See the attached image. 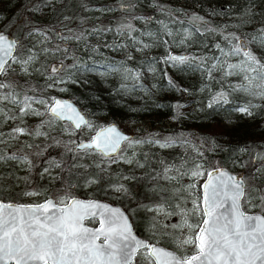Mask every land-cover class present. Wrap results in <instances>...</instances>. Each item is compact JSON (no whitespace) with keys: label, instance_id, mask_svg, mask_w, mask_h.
Masks as SVG:
<instances>
[{"label":"trees","instance_id":"trees-1","mask_svg":"<svg viewBox=\"0 0 264 264\" xmlns=\"http://www.w3.org/2000/svg\"><path fill=\"white\" fill-rule=\"evenodd\" d=\"M181 1L185 0H111L100 4L106 7V12L96 18L90 16L89 11L98 5H91L90 0H39L37 3L35 0H0V20H7L1 30L17 40L16 54L21 48L23 52L28 51L33 34L44 37L42 45L36 47V59H41V65L49 69L48 72L53 65L58 66L63 61L65 70L59 74L63 80L79 83L86 79L83 88L71 90L70 95L80 108L89 109L91 114L116 110L131 111L133 115H172L175 125L168 137L175 141L167 151L183 154V160L190 155L189 149L182 153L177 146L185 145L180 138L181 123L184 122L181 119L193 111L194 103L199 100L202 104L200 117L205 122L202 121L200 130L209 140V145L201 150L207 168L223 165L237 172L239 165L235 163L250 158L241 174L245 178L255 174L258 183L262 184L264 175L255 171L262 162L254 161L253 157L264 154V140H256L247 132L227 131L216 116L235 115L239 104H251L252 117L259 123L252 130H264V99L240 90L239 86L247 83L243 73L236 70L226 75L228 64H240L244 60L242 53L228 55L238 43L233 36L242 37L247 49L264 62V46L259 39L260 30L264 29V0H187L196 5L188 9L176 7ZM112 3H118V6L113 7ZM111 8L113 11H108ZM231 14L239 17L236 22L242 27L241 31L224 20ZM254 36L257 39L252 40ZM125 46L132 49L129 50L131 54ZM171 52L182 53L189 59L182 64L175 63L168 59ZM162 59L170 63V69L165 68ZM71 65L76 67H67ZM38 75L19 80L8 74L4 82L16 85L20 99L25 93L37 98L43 96L42 87L36 86ZM8 91L2 90L4 94ZM222 92L228 103L222 100L213 103L214 97ZM45 99L51 100L48 95ZM110 120L116 121L113 114ZM43 126L47 127L45 123ZM74 140L81 139L77 135ZM60 157L59 183L72 196L87 180L97 183L117 181L94 162L79 166L77 156L74 158L67 149ZM157 177L158 167L145 163L138 184L147 187L146 184ZM100 192L94 191L93 197L99 198ZM14 195L16 192L12 190L7 196L2 194L0 199L14 201ZM136 199L137 196L133 200Z\"/></svg>","mask_w":264,"mask_h":264},{"label":"snow or ice","instance_id":"snow-or-ice-1","mask_svg":"<svg viewBox=\"0 0 264 264\" xmlns=\"http://www.w3.org/2000/svg\"><path fill=\"white\" fill-rule=\"evenodd\" d=\"M260 32V43L264 46V29ZM232 39L239 43L233 46L228 55L242 53L244 60L240 64H228L226 75H231L236 70L243 73V79L247 83L240 85V90L264 99V62L247 49L240 37L233 36ZM251 39L255 40L257 37ZM16 47L15 40L0 34V76L14 71L10 61L19 64L25 74L29 73L28 65L35 61L36 56L28 55L26 59H18L13 56ZM64 51L67 52V49ZM168 59L182 64L189 58L169 56ZM64 70L63 61L58 66L53 65L50 68L51 75L47 76L51 81L47 87L63 83L59 74ZM37 71L48 72L49 69L41 66ZM15 88L13 83L0 80V90H9L0 95V101H10L18 106L21 117L28 114L45 115L32 108V104L37 103L46 107L52 121H70L76 130L82 127L89 131L93 129L94 126L67 101L56 98L37 99L26 93L20 99V93ZM221 100L228 103L223 92L214 97L213 103ZM211 106L210 104L209 107ZM251 107L253 105L248 104L239 108V111L252 115ZM14 133L43 135L39 129L33 133L19 127L14 129ZM69 134L74 135V132ZM124 142L129 147L144 143L168 147L174 143L171 140L163 143L156 140H132L121 134L115 126H109L100 127L87 142L72 141L74 148L67 145L65 147L74 154V158L81 152L95 153L116 162L119 152L123 151L121 146ZM56 143L59 144V141ZM198 154L203 156V152ZM9 158L16 159L15 156ZM23 159L27 162L26 157ZM257 159L262 163L255 171L264 175V154L253 157L254 161ZM126 162L132 163L131 160ZM55 166L60 165L56 163ZM170 170L166 168L165 174ZM44 172H48V169H44ZM190 175L203 180V183L198 189L196 184L188 186V194L193 197L191 208L182 209V223L173 227L188 229L186 238L178 240L177 246H191V254L177 256L163 248L137 240L128 218L119 209L95 201L79 200L65 190L63 194L53 198L46 197L41 203L23 205L0 202V264H132L133 257L140 249L147 250L149 264H264V183L249 187L244 176L231 175L217 165L205 168L202 163H196ZM116 191L126 192L127 189L120 186ZM24 195L35 196L38 193L25 192ZM254 208L258 209L259 214L251 213ZM97 217L100 225L98 228L85 226L86 219Z\"/></svg>","mask_w":264,"mask_h":264},{"label":"rangeland","instance_id":"rangeland-1","mask_svg":"<svg viewBox=\"0 0 264 264\" xmlns=\"http://www.w3.org/2000/svg\"><path fill=\"white\" fill-rule=\"evenodd\" d=\"M38 1L35 0L36 3ZM47 1L54 2L57 0ZM110 1L90 0L91 5L95 6V3H97L98 6L89 11V15L99 18L106 12L104 11L106 7H101L100 4ZM111 6H118V3H112ZM176 7L188 9L196 7V5H192L185 0L184 2L177 3ZM108 11H113V8ZM238 18L237 15L231 14L227 19L224 18V20L227 21V25H232L241 31L242 27L236 22ZM129 19L132 20L131 18ZM6 21V18L0 20V30L6 25ZM228 21H231V24H228ZM37 40L40 42L37 43ZM44 41V37L33 34L29 39L31 45L28 51L23 52L21 48L18 54L14 53L13 56L18 59H26L28 55H36V47L41 46ZM125 48L127 53L131 54L129 50L132 49L128 46H125ZM9 63L14 71H9L7 75L11 74L14 79L19 80L31 78L32 74L37 76L39 74L37 69L42 66L41 59H35V61L28 65L29 73L25 74L19 64L12 63L11 61ZM164 66L167 70L170 69V63L166 60H164ZM7 75L1 76L0 80L4 82V78ZM48 75H51V73L42 71L38 75L36 86L42 87L43 96L37 97V99H45V96L48 95L50 98L67 96L74 100V96L70 95V91L83 88V84H86V79L80 80L79 83L66 79L63 83L47 87L51 83L47 79ZM4 93L0 90V95H4ZM78 105L80 106V104ZM243 106H245L244 103L238 105L235 115L220 114L216 116L220 125L227 131L234 133L247 132L248 135L252 134L256 140H264V130H252L259 123H257L252 115L239 111V108ZM32 108L39 112H44L45 115L28 114L21 117L19 107L10 101H0V157H2L0 158V196L2 194L7 196L13 190L16 192L13 199L16 202L36 203L43 201L46 197H55L63 194L65 189L59 183L60 177L58 175V171L62 166L61 152L66 149V145L75 147L71 143L72 141H76L74 140L75 136L78 135L81 140L89 139L96 129L108 122H112L110 120L112 114L116 119L114 122L118 123L122 129L133 134L130 137L132 140H156L161 143L169 140L175 141V138L168 137V133L172 131L175 125V118L172 115H133L131 111L115 112L116 110L91 114L89 109L81 108L87 114L88 121L94 126L89 131L86 127L76 130L67 121H52L50 115L47 114L45 106L33 103ZM188 114L184 116L183 120L181 119L184 122L181 123L183 131L180 138L182 139V144L185 145L181 147V144H177V146L182 150V153L189 149L190 158L183 160L181 158L183 154L177 155L176 152L169 153L167 150L174 146L173 144H170L168 147H160L159 144L155 143H144L129 147L127 142H124L122 145L123 151L119 152L116 162H111L110 158H103L99 154H85L81 152L77 156L79 166L94 162L111 177L117 178V181L110 183L102 181L89 183L92 180H87L80 184L78 190L74 191V195L83 198H91L94 191H101L99 199L123 207L134 231L138 235L148 239L149 242L167 246L175 250L180 256L191 254L193 249L188 245L183 247L177 246L178 240L186 238L188 229L183 228L181 230L173 226L182 223V209L191 208V199L193 197L188 194V186L196 184L198 189L202 180L191 177L190 171L196 163H202L207 168V164L203 162L205 159L204 154L201 156L198 153L201 152L203 147L209 145L207 134L203 130H200L203 118L200 117L202 116V104L199 100H196L193 111H189ZM48 121L51 122L45 123L46 128L41 126L42 124L44 125V122ZM189 122H191V125H189ZM203 124H205L204 121ZM17 127L33 133L36 129H39L43 135H20L14 133V129ZM70 132H74V135L69 134ZM57 141H59V144L56 143ZM12 156H15L16 159L9 158ZM24 157L27 158V162L23 159ZM249 159H244L245 162L238 161V163H235L239 165L237 172L245 171ZM127 160H131L132 163H127ZM56 163H59L60 166L56 167ZM145 163L158 167V177L152 182H148L146 184L147 187L138 184L141 180L140 176L144 170ZM166 168L171 169L167 174H165ZM44 169H48V172L45 173ZM133 174H136L138 178L136 179ZM246 179L249 187L261 185L258 183L255 174L252 176L248 175ZM120 186H123L127 191H116ZM25 192H36L38 195L28 196L24 195ZM136 196L138 200L134 201L133 199ZM4 199V201L10 200L9 198ZM251 211L259 212L255 208ZM87 222L94 224L95 219H89ZM189 251L191 252L189 253ZM146 257V249H141L137 252L132 264H149Z\"/></svg>","mask_w":264,"mask_h":264},{"label":"water","instance_id":"water-1","mask_svg":"<svg viewBox=\"0 0 264 264\" xmlns=\"http://www.w3.org/2000/svg\"><path fill=\"white\" fill-rule=\"evenodd\" d=\"M0 34L8 35L10 39L15 40L16 43H17V40L15 39V37H14L12 34H10L9 32H6V31H3V30H0ZM240 39H241L242 41H244V39H243L242 37H240ZM244 42H245V41H244ZM238 43H239V42H238ZM246 46H247V45H246ZM15 50H16V49H15ZM15 50H14V52H15ZM14 52H13V55H14ZM170 56H179V57H183L184 54H182V53H176V52H171V53H170ZM54 98H56V99H60V100H62V101H67L68 103L72 104L73 107H75L76 110H77L81 115H83V116L86 118V120H88L87 114H86V113H85V112H84V111L78 106V104H77L72 98L67 97V96H65V97H58V96H57V97H54ZM67 122H69V124L74 128V125H72L70 121H67ZM109 126H115V127L117 128V130H118L119 132H121V134L126 135V136H128V137H132V133H131V132H128V131L122 129V128H121L116 122H113V121H112V122H108L107 124H105V125H103V126H101V127H109ZM99 128H100V127H99ZM99 128L96 129L95 131H98ZM74 129H75V128H74ZM95 131H94V133H93L92 135L95 134ZM87 140H88V139H84V140H80V141L87 142ZM80 141H78L77 143H79ZM122 145H123V143H122ZM121 147H122V146H121ZM217 166H219L220 168H222L224 171L228 172V173L231 174V175H236V176H238V177H239V176H242V174H241L240 172L232 171V170H230L229 168H227L226 166H223V165H217ZM202 183H203V180L201 181L200 184H202ZM74 197L77 198V199H79V200H83V201H85V202H87V201H95V202H98V203H101V204H106V205H108L110 208L119 209V210H120L121 212H123L124 215L128 218V222H129V224L131 225V228H132V233H133V235L136 237L137 240L143 241L144 243H146V244H148V245H150V246L154 245V246H156V247L163 248V249L166 250V251L172 252L173 254H175V255H177V256H180L175 250H173V249H171V248H169V247H167V246H164V245H162V244H159V243L149 242L148 239H146V238H144V237L138 235V234L134 231L133 226H132V224H131V221H130V219H129L127 213H126V211H125V210L123 209V207H121L120 205H118V204H113V203L108 202V201H106V200L99 199V198H95V197H91V198H83V197H79V196H75V195H74ZM47 198H53V197L49 196V197H47ZM44 200H45V199H44ZM44 200H43V201H40V202H36V203L44 202ZM0 202H4V203H13V204H23V205L34 204V203H23V202H16V201H4V200H2V199H0ZM251 213L259 214V212H257V211H251ZM89 219H95V223H94V224H90V223H88L87 220H89ZM85 226L90 227V228H93V229L98 228V227L100 226V225H99V218L97 217V218H88V219H86V220H85ZM140 250H141V249H140ZM138 251H139V250H138ZM138 251H137V252H138ZM146 253H147V250H146ZM136 254H137V253H136ZM135 256H136V255H135ZM135 256L133 257V260H134Z\"/></svg>","mask_w":264,"mask_h":264}]
</instances>
